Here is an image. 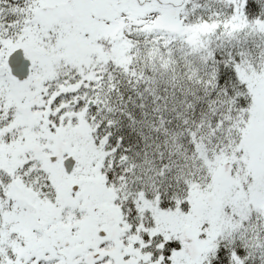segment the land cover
Wrapping results in <instances>:
<instances>
[{"label":"snow or ice","instance_id":"6c2138e0","mask_svg":"<svg viewBox=\"0 0 264 264\" xmlns=\"http://www.w3.org/2000/svg\"><path fill=\"white\" fill-rule=\"evenodd\" d=\"M0 264H264V0H0Z\"/></svg>","mask_w":264,"mask_h":264}]
</instances>
